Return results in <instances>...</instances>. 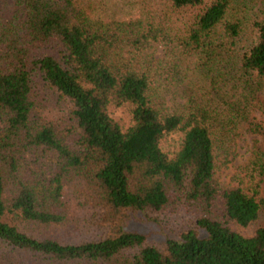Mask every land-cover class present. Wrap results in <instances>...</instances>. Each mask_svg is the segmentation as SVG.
<instances>
[{
    "label": "trees",
    "instance_id": "16d2710c",
    "mask_svg": "<svg viewBox=\"0 0 264 264\" xmlns=\"http://www.w3.org/2000/svg\"><path fill=\"white\" fill-rule=\"evenodd\" d=\"M101 1L15 0L23 21L0 25V264H264V225L230 226L264 206V154L233 186L215 175L249 103L191 95L171 109L150 73L160 47L215 61L250 22L238 68L264 77V0L253 17L245 0ZM52 43L57 56L33 54ZM38 147L55 170L24 176L23 155Z\"/></svg>",
    "mask_w": 264,
    "mask_h": 264
},
{
    "label": "rangeland",
    "instance_id": "374dc122",
    "mask_svg": "<svg viewBox=\"0 0 264 264\" xmlns=\"http://www.w3.org/2000/svg\"><path fill=\"white\" fill-rule=\"evenodd\" d=\"M244 5L246 7L244 16L253 17L259 1L245 0ZM124 12V9H121L119 5L112 7V14L114 13L116 16H120ZM23 19L24 13L16 6L15 0H0V25L7 22L19 25ZM255 37V30L250 22H246L243 31L235 41L237 48L224 52L215 61L205 63L206 65L196 60L195 56L188 58L170 56L165 54L161 47L153 53L151 62L150 73L151 77H154V85L166 105L171 109L180 108L191 95L198 101H215L220 106L235 100L249 103V119L246 123L239 125L231 151L227 155L221 154L217 158L215 175L222 187L235 185L234 179L236 175L240 174V167L245 164L253 152L261 151L264 154V77L253 75L247 78L242 76L237 58V51L241 49V46L247 45ZM58 49L59 47L53 43L39 45L33 49V54L35 56H57ZM159 58H163L161 63L155 61ZM109 112L123 126L129 124V116L122 108H110ZM1 126L0 121V128ZM167 142L172 146L175 137H171ZM23 162L24 176H28L30 171L36 168H41L46 175L55 170L50 153L42 147L28 150L23 155ZM216 205L220 207L219 199ZM178 214L180 218L191 216L181 212ZM131 225L144 232L154 229L153 226L150 227L143 223H131ZM260 225H264V206L256 221L249 226L241 227L230 223L233 230L244 235L251 234ZM152 236H156L155 233Z\"/></svg>",
    "mask_w": 264,
    "mask_h": 264
}]
</instances>
